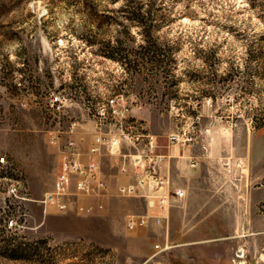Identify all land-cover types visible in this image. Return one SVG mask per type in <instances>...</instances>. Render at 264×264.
I'll list each match as a JSON object with an SVG mask.
<instances>
[{
  "label": "rangeland",
  "instance_id": "rangeland-1",
  "mask_svg": "<svg viewBox=\"0 0 264 264\" xmlns=\"http://www.w3.org/2000/svg\"><path fill=\"white\" fill-rule=\"evenodd\" d=\"M143 1L150 37L126 0H0V264H264V0ZM97 132L153 135L164 155L201 145L204 233L157 252L163 230L125 226L148 210L133 197L106 219L45 213L61 148Z\"/></svg>",
  "mask_w": 264,
  "mask_h": 264
},
{
  "label": "built area",
  "instance_id": "built-area-1",
  "mask_svg": "<svg viewBox=\"0 0 264 264\" xmlns=\"http://www.w3.org/2000/svg\"><path fill=\"white\" fill-rule=\"evenodd\" d=\"M114 106L115 99L110 100ZM76 126V124H74ZM141 140L143 149L134 154H119L120 149L127 144ZM179 135L169 136L171 143L178 142ZM189 141L193 138L189 137ZM136 148V147H135ZM119 154L120 169L126 174L132 168L135 182L119 186L117 193L120 197H142L150 200L149 209L141 214H128L125 226L129 231L147 228L151 224L160 225L166 222L165 243L155 246L157 252H165L173 248L170 244L168 212L172 200H183L186 193L183 188L173 187L170 177L161 172L163 163L169 159L158 151V142L153 135L107 136L102 132L94 134L91 144L83 155L77 142L69 139L60 150V161L52 189L44 195L41 203L53 205L60 213L74 211L80 215H93L104 209L102 200L110 195L108 185L102 177L100 160L104 154ZM85 156V159H83ZM6 162V157H0V164ZM148 191L141 194V190ZM91 200L90 203L85 201ZM155 201V204L153 203ZM20 218L29 220L27 210H22ZM7 228L17 229V218L6 222Z\"/></svg>",
  "mask_w": 264,
  "mask_h": 264
},
{
  "label": "crops",
  "instance_id": "crops-1",
  "mask_svg": "<svg viewBox=\"0 0 264 264\" xmlns=\"http://www.w3.org/2000/svg\"><path fill=\"white\" fill-rule=\"evenodd\" d=\"M78 138L80 139V142L78 140L79 149L84 155L87 151L88 144L92 140V136L87 135L86 137L82 135L79 137L78 135ZM204 150L205 149L201 145L186 149H178L174 146L168 151V154H166L169 155V159L162 165V174L170 177L174 188H183L186 193L183 200L179 201L174 199L171 201V206L168 212L169 235L185 236L204 233L200 229V221L197 223V220L194 217L196 213L198 214V212H200V205L204 203L206 199L203 195V188L206 186V180L204 179V165L207 162V153L205 152L206 150ZM118 157L105 153L101 158V173L103 179L108 185L110 195L102 200L104 203V209L94 213L88 219L99 220L111 218L114 207H122L124 205L126 199H123L124 197L118 195L117 189L119 186L134 183L135 175L132 168L129 169L128 173H122L119 165L120 156ZM83 159H85V156H83ZM214 187H216V185ZM147 193V190H141V194L145 195ZM133 198L142 202L144 207L146 206V209H149L150 200L142 197ZM215 200L216 195L213 196L212 202H215ZM90 202L91 200H87L86 203ZM153 203L155 204V201H153ZM49 207L53 208V210H57L55 206L47 205L45 206V213H47ZM57 212L60 213L58 210ZM142 213H144V211ZM148 228H150L149 230L152 232H162L163 230L165 234L166 222L163 221L160 225L151 224Z\"/></svg>",
  "mask_w": 264,
  "mask_h": 264
},
{
  "label": "trees",
  "instance_id": "trees-1",
  "mask_svg": "<svg viewBox=\"0 0 264 264\" xmlns=\"http://www.w3.org/2000/svg\"><path fill=\"white\" fill-rule=\"evenodd\" d=\"M121 9L127 14L129 21L135 24L136 26H138L139 29H141V33H143L144 36L150 37L152 33L151 27L153 23V18L150 15L151 9H148V12H143L144 9L143 0H126L125 4L121 7ZM261 40H264V38ZM106 47L108 49L107 52H103V56L105 58L119 62L126 69L130 70V68L132 67L130 62H127L126 59L115 55L114 51H116V47H112L110 43H107ZM258 54H259L258 56H262L263 51L261 50V52H258ZM148 63L151 65L150 68L152 69L160 67V63L156 59H150L149 62H144L143 64H137V66L138 67L140 66L139 69L142 68L147 69L149 68ZM11 257L15 259L17 258L15 254H12Z\"/></svg>",
  "mask_w": 264,
  "mask_h": 264
}]
</instances>
